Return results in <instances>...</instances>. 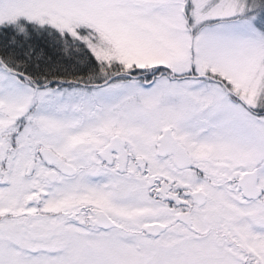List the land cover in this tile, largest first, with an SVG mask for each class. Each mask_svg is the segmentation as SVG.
I'll list each match as a JSON object with an SVG mask.
<instances>
[{
	"label": "snow or ice",
	"instance_id": "1",
	"mask_svg": "<svg viewBox=\"0 0 264 264\" xmlns=\"http://www.w3.org/2000/svg\"><path fill=\"white\" fill-rule=\"evenodd\" d=\"M0 264H264V0H0Z\"/></svg>",
	"mask_w": 264,
	"mask_h": 264
}]
</instances>
